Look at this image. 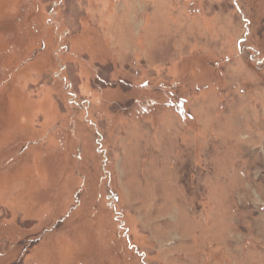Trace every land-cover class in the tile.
I'll list each match as a JSON object with an SVG mask.
<instances>
[{
  "label": "rangeland",
  "instance_id": "obj_1",
  "mask_svg": "<svg viewBox=\"0 0 264 264\" xmlns=\"http://www.w3.org/2000/svg\"><path fill=\"white\" fill-rule=\"evenodd\" d=\"M0 264H264V0H0Z\"/></svg>",
  "mask_w": 264,
  "mask_h": 264
}]
</instances>
